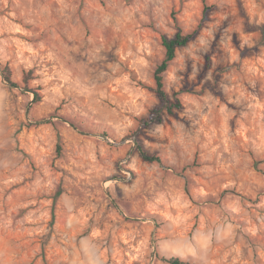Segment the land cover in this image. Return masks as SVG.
Segmentation results:
<instances>
[{"label": "clouds", "instance_id": "9594fccd", "mask_svg": "<svg viewBox=\"0 0 264 264\" xmlns=\"http://www.w3.org/2000/svg\"><path fill=\"white\" fill-rule=\"evenodd\" d=\"M245 234L264 0H0V264H264Z\"/></svg>", "mask_w": 264, "mask_h": 264}, {"label": "rangeland", "instance_id": "374dc122", "mask_svg": "<svg viewBox=\"0 0 264 264\" xmlns=\"http://www.w3.org/2000/svg\"><path fill=\"white\" fill-rule=\"evenodd\" d=\"M46 203L51 204L52 201L48 200ZM245 239L252 246V248L255 250L256 248H264V239H258L249 237L245 234ZM245 252L247 253V249H245ZM256 264H262V262L259 260V258L256 259Z\"/></svg>", "mask_w": 264, "mask_h": 264}]
</instances>
